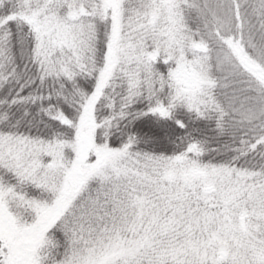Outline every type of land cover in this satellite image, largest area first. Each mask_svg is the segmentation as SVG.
Segmentation results:
<instances>
[{"label": "snow or ice", "instance_id": "snow-or-ice-1", "mask_svg": "<svg viewBox=\"0 0 264 264\" xmlns=\"http://www.w3.org/2000/svg\"><path fill=\"white\" fill-rule=\"evenodd\" d=\"M0 264H264V0H0Z\"/></svg>", "mask_w": 264, "mask_h": 264}]
</instances>
